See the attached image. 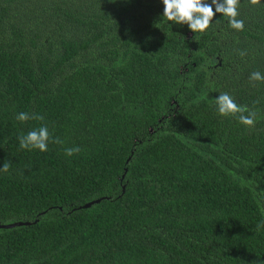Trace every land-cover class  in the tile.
I'll return each mask as SVG.
<instances>
[{"label": "trees", "instance_id": "trees-1", "mask_svg": "<svg viewBox=\"0 0 264 264\" xmlns=\"http://www.w3.org/2000/svg\"><path fill=\"white\" fill-rule=\"evenodd\" d=\"M163 10L0 0V223L31 221L0 227V264H264V0H240L243 31ZM220 92L255 126L219 115ZM42 124L63 143L21 149Z\"/></svg>", "mask_w": 264, "mask_h": 264}, {"label": "clouds", "instance_id": "clouds-1", "mask_svg": "<svg viewBox=\"0 0 264 264\" xmlns=\"http://www.w3.org/2000/svg\"><path fill=\"white\" fill-rule=\"evenodd\" d=\"M164 10L162 16L168 21L175 24H187L189 29L196 32L203 33L213 22L216 13H220L228 18L229 27L237 31L244 30V21L237 19L238 5L240 0H211L207 3L206 0H162ZM253 6L259 5L261 0H249ZM215 6V11L213 10ZM240 55L243 57L246 52L241 51ZM250 82H264V74L259 71H254L249 76ZM215 105L218 114L221 116H233L238 119V122L248 128L255 126L257 120V112L250 109L247 105L238 104L233 96L227 92H220L219 96L215 98ZM245 113H247L245 115ZM16 119L20 122H25L29 119L43 121L45 118L40 114L30 115L27 112H20ZM19 147L21 149H39L41 152L48 150L49 142L62 144L63 141L58 137L53 139L51 132L46 124H42L26 134L18 136ZM81 149L78 146L69 147L65 149L67 156L78 154ZM10 164L4 162L3 167L0 168L2 172H8Z\"/></svg>", "mask_w": 264, "mask_h": 264}, {"label": "water", "instance_id": "water-1", "mask_svg": "<svg viewBox=\"0 0 264 264\" xmlns=\"http://www.w3.org/2000/svg\"><path fill=\"white\" fill-rule=\"evenodd\" d=\"M101 200L100 198H96V199H92L90 201H87L81 205H78L77 207H87L89 205H91L94 202H98ZM75 207V208H77ZM31 221L30 220H15V221H10V222H6V223H0V227H10V226H15V225H21V224H29Z\"/></svg>", "mask_w": 264, "mask_h": 264}]
</instances>
